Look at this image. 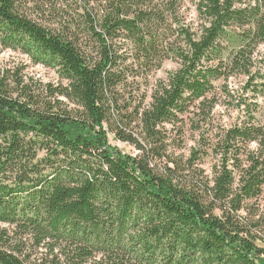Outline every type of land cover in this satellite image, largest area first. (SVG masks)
I'll use <instances>...</instances> for the list:
<instances>
[{
	"label": "trees",
	"instance_id": "16d2710c",
	"mask_svg": "<svg viewBox=\"0 0 264 264\" xmlns=\"http://www.w3.org/2000/svg\"><path fill=\"white\" fill-rule=\"evenodd\" d=\"M0 46L60 76L0 66V264H264V0H0Z\"/></svg>",
	"mask_w": 264,
	"mask_h": 264
},
{
	"label": "rangeland",
	"instance_id": "374dc122",
	"mask_svg": "<svg viewBox=\"0 0 264 264\" xmlns=\"http://www.w3.org/2000/svg\"><path fill=\"white\" fill-rule=\"evenodd\" d=\"M189 11L188 14L190 16L191 19H194V17L196 16V12H195V7L193 5L189 6ZM20 62H26L27 64H29L28 67V71L38 77L41 78L43 81H54L57 82L60 78L59 74L57 73V69H53V68H48L45 67L43 65H36L33 66L31 65V62L29 60L28 57L20 54L19 52H14L11 50H2V47L0 46V66H4V65H15L18 64ZM177 67V63L172 61V60H167L164 62L162 69H160L158 72H156L154 74V76L152 77V81L155 82L156 80H159L160 78H164L167 76V73L172 70L175 69ZM244 80V78H239V79H234V84L236 86H238V84H241V82ZM264 105V103H263ZM224 109L221 108L220 111L223 114ZM236 112H233V117H229L228 115H226V121L227 123H231L233 122V120L236 117ZM110 142L113 146H116L119 150H121L124 153H134L136 150L133 146L129 145L128 143L125 142H121L118 141L116 139H114V137L112 135H110ZM263 202H264V198H263Z\"/></svg>",
	"mask_w": 264,
	"mask_h": 264
}]
</instances>
